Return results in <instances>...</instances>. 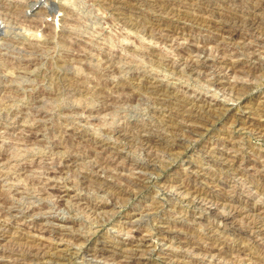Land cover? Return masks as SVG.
I'll use <instances>...</instances> for the list:
<instances>
[{
  "label": "rangeland",
  "instance_id": "rangeland-1",
  "mask_svg": "<svg viewBox=\"0 0 264 264\" xmlns=\"http://www.w3.org/2000/svg\"><path fill=\"white\" fill-rule=\"evenodd\" d=\"M263 37L264 0H0V264H264Z\"/></svg>",
  "mask_w": 264,
  "mask_h": 264
},
{
  "label": "bare ground",
  "instance_id": "bare-ground-1",
  "mask_svg": "<svg viewBox=\"0 0 264 264\" xmlns=\"http://www.w3.org/2000/svg\"><path fill=\"white\" fill-rule=\"evenodd\" d=\"M234 1V0H233ZM246 1V0H245ZM248 1V0H247ZM47 2V1H46ZM189 2V1H188ZM238 2H240V1H238ZM258 2V1H257ZM241 3V2H240ZM118 4V3H117ZM127 4V3H126ZM132 4V3H131ZM178 4V3H177ZM258 4H260V3H258ZM20 5V4H19ZM46 5V4H45ZM125 5V4H124ZM256 5V4H255ZM134 6H135V4H134ZM256 6H258V5H256ZM215 7V6H214ZM194 8V7H193ZM256 8V7H255ZM45 9V8H44ZM206 9V8H205ZM172 10V9H171ZM124 11V10H123ZM145 11V10H144ZM204 11V10H203ZM220 11V10H219ZM226 11V10H225ZM247 11V10H246ZM245 11V12H246ZM255 13V12H254ZM47 14V13H46ZM129 14V13H128ZM212 14V13H211ZM24 15V14H23ZM234 15V14H233ZM260 15H262V14H260ZM224 16V15H223ZM249 16V15H248ZM253 16V15H252ZM121 17V16H120ZM126 17V16H125ZM139 17V16H138ZM142 17V16H141ZM168 17H169V15H168ZM230 17V16H229ZM250 17V16H249ZM258 17V16H257ZM216 18H218V17H216ZM222 18V17H221ZM226 18V17H225ZM224 18V19H225ZM235 18V17H234ZM237 18V17H236ZM260 18V17H259ZM148 19H149V17H148ZM245 19H248L247 17L245 18ZM218 20V19H217ZM230 20V19H229ZM228 20V21H229ZM234 20V19H233ZM237 19H235V21H236ZM259 20V19H258ZM194 21V20H193ZM247 21V20H246ZM221 22V21H220ZM260 22V21H259ZM262 22V21H261ZM125 23V22H124ZM198 23V22H197ZM206 23V22H205ZM222 23H224V21L222 22ZM225 23H227V22H225ZM229 23V22H228ZM231 23V22H230ZM242 23H243V21H242ZM241 23V24H242ZM247 23V22H246ZM202 24V23H201ZM231 24H234V23H231ZM238 24H239V22H238ZM144 25V24H143ZM262 25V24H261ZM47 26V25H46ZM213 26V25H212ZM225 26V25H224ZM153 27V26H152ZM151 27V28H152ZM164 27V26H163ZM204 27V26H203ZM151 28H150V30H151ZM241 28V27H240ZM163 29V28H162ZM160 30V29H159ZM149 31V30H148ZM243 31V30H242ZM153 32V31H152ZM246 32V31H245ZM252 33V32H251ZM232 34V33H231ZM192 38V37H191ZM261 38V37H260ZM259 38V39H260ZM264 38V37H263ZM219 39V38H218ZM46 40V39H45ZM221 40V39H220ZM171 41H172V39H171ZM251 42V41H250ZM255 42V41H254ZM253 43V42H252ZM31 45V44H30ZM199 45V44H198ZM202 45V44H201ZM179 46V45H178ZM205 46V45H204ZM32 47V46H31ZM242 47V46H241ZM208 49V48H207ZM185 50V49H184ZM228 50V49H227ZM243 50V49H242ZM156 52V51H155ZM222 52V51H221ZM242 52V51H241ZM154 53V52H153ZM195 53V52H194ZM244 53V52H243ZM256 53V52H255ZM155 54V53H154ZM196 54V53H195ZM245 54V53H244ZM248 54V53H247ZM164 55V54H163ZM213 55V54H212ZM235 55V54H234ZM240 55V54H239ZM238 55V56H239ZM250 55V54H249ZM248 55V56H249ZM166 56V55H165ZM160 57H162V56H160ZM170 57V56H169ZM159 58V57H158ZM162 58H164V57H162ZM167 58V57H166ZM213 58V57H212ZM255 58V57H254ZM234 59V58H233ZM161 60V59H160ZM217 60H219V59H217ZM254 60V59H253ZM216 61V60H215ZM251 61V60H250ZM254 62V61H253ZM211 63V62H210ZM230 63V62H229ZM192 64V63H191ZM203 64H204V60H203ZM225 64V63H224ZM237 64V63H236ZM171 65H172V63H171ZM201 65H202V63H201ZM233 65H235L234 63H233ZM24 66V65H23ZM230 66H231V64H230ZM192 67V66H191ZM217 67V66H216ZM228 68V67H227ZM235 68V67H234ZM173 69V68H172ZM179 69V68H178ZM215 69V68H214ZM241 69V68H240ZM175 71V70H174ZM201 71V70H200ZM170 72H172V71H170ZM203 72V71H202ZM209 72V71H208ZM217 72V71H216ZM220 74V73H219ZM189 76V75H188ZM214 76V75H213ZM215 78V77H214ZM213 78V79H214ZM222 79V78H221ZM137 80V79H136ZM206 80V79H205ZM209 80V79H208ZM216 80H217V76H216ZM149 81V80H148ZM210 81V80H209ZM227 81V80H226ZM218 82V81H217ZM239 82V81H238ZM151 84V83H150ZM147 85V84H146ZM213 85V84H212ZM212 85H210V86H212ZM234 85V84H233ZM242 85V84H241ZM141 87V86H140ZM155 87V86H154ZM245 87V86H244ZM228 88V87H227ZM158 89V88H157ZM220 89V88H219ZM154 90V89H153ZM243 90V89H242ZM245 90V89H244ZM141 91V90H140ZM155 91H157V90H155ZM171 91V90H170ZM166 92V91H165ZM230 92V91H229ZM242 93H243V91H242ZM165 94V93H164ZM237 94V93H236ZM241 94V93H240ZM171 95V94H170ZM232 96H234V94L232 95ZM243 96V95H242ZM149 99V98H148ZM153 99V98H152ZM183 99H184V97H183ZM154 101V100H153ZM191 102V101H190ZM189 103V102H188ZM202 104V103H201ZM217 104V103H216ZM198 105V104H197ZM158 106V105H157ZM165 106V105H164ZM194 106V105H193ZM199 106V105H198ZM166 107V106H165ZM181 107V106H180ZM188 107V106H187ZM192 107V106H191ZM203 107V106H202ZM217 107V106H216ZM260 107V106H259ZM149 108V107H148ZM169 108V107H168ZM210 108V107H209ZM220 108V107H219ZM223 108V107H222ZM225 108V107H224ZM162 109V108H161ZM202 109V108H201ZM188 110H189V108H188ZM191 110V109H190ZM206 110V109H205ZM215 110V109H214ZM210 111V110H209ZM225 111V110H224ZM224 111H222V112H224ZM207 112V111H206ZM183 113V112H182ZM191 113V112H190ZM194 113H196V111L194 112ZM216 113V112H215ZM214 113V114H215ZM40 115V114H39ZM191 115H192V113H191ZM200 115V114H199ZM221 115V114H220ZM264 115V114H263ZM187 116V115H186ZM184 117V116H183ZM192 117V116H191ZM198 117V116H197ZM196 117V118H197ZM202 117V116H201ZM206 117V116H205ZM204 117V118H205ZM187 118V117H186ZM199 119H200V117H198ZM203 118V117H202ZM203 118V119H204ZM260 118V117H259ZM159 119V118H158ZM210 119V118H209ZM184 120V119H183ZM189 120V119H188ZM155 121V120H154ZM175 121V120H174ZM159 122V121H158ZM189 122V121H188ZM190 122H192L191 120H190ZM195 122V121H194ZM193 122V123H194ZM154 123V122H153ZM140 124V123H139ZM152 124V123H151ZM158 124V123H157ZM186 124V123H185ZM191 124V123H190ZM197 124V123H196ZM195 124V125H196ZM200 124V123H199ZM198 124V125H199ZM213 124V123H212ZM154 126V125H153ZM178 126V125H177ZM200 126V125H199ZM256 126V125H255ZM190 127V126H189ZM193 127V126H192ZM244 127V126H243ZM250 127V126H249ZM139 128V127H138ZM155 128V127H154ZM254 128V127H253ZM134 129H135V127H134ZM144 129V128H143ZM177 129V128H176ZM180 129V128H179ZM133 130V129H132ZM140 130V129H139ZM190 130V129H189ZM192 130H194V128L192 129ZM235 130H236V128H235ZM138 131V130H137ZM171 131V130H170ZM176 131V130H175ZM198 131V130H197ZM125 132V131H124ZM153 132V131H152ZM178 132V131H177ZM192 132V131H191ZM195 132V131H194ZM127 133V132H126ZM129 133V132H128ZM133 133V132H132ZM136 133V132H135ZM149 133V132H148ZM121 134V133H120ZM142 134V133H141ZM153 134V133H152ZM85 135V134H84ZM143 135V134H142ZM144 135H145V133H144ZM158 135V134H157ZM172 135V134H171ZM134 136V135H133ZM173 136V135H172ZM182 136V135H181ZM132 137V136H131ZM159 137V136H158ZM188 137V136H187ZM181 138V137H180ZM139 139V138H138ZM184 139V138H183ZM186 139V138H185ZM188 139V138H187ZM147 140V139H146ZM189 140V139H188ZM71 141V140H70ZM121 141V140H120ZM145 142V141H144ZM171 142V141H170ZM100 144V143H99ZM149 144V143H148ZM246 145V144H245ZM110 146V145H109ZM139 146V145H138ZM158 146V145H157ZM241 146V145H240ZM244 148V147H243ZM81 149V148H80ZM119 149V148H118ZM145 149V148H144ZM150 149V148H149ZM75 150V149H74ZM155 150V149H154ZM206 150V149H205ZM208 151H209V149H208ZM239 151V150H238ZM68 152V151H67ZM74 152V151H73ZM76 152H78V151H76ZM79 152H80V150H79ZM156 152V151H155ZM163 152H164V150H163ZM168 152V151H167ZM207 152V151H206ZM211 152V151H210ZM253 152V151H252ZM216 153V152H215ZM215 153H213V154H215ZM254 153V152H253ZM150 154V153H149ZM168 154V153H167ZM155 155V154H154ZM172 155V154H171ZM87 156V155H86ZM96 156V155H95ZM167 156V155H166ZM81 157V156H80ZM237 157V156H236ZM99 158V157H98ZM113 158H115V157H113ZM171 158V157H170ZM222 158V157H221ZM243 158V157H242ZM91 159V158H90ZM94 159V158H93ZM246 159V158H245ZM257 159V158H256ZM263 159V158H262ZM92 160V159H91ZM87 161H88V159H87ZM168 161V160H167ZM91 162V161H90ZM89 162V163H90ZM166 162V161H165ZM208 162V161H207ZM241 162V161H240ZM77 163H78V161H77ZM86 163V162H85ZM92 163V162H91ZM98 163V162H97ZM93 164V163H92ZM96 164V163H95ZM109 164V163H108ZM140 164V163H139ZM150 164V163H149ZM88 165V164H87ZM107 165V164H106ZM122 165V164H121ZM124 165V164H123ZM239 165H240V163H239ZM242 166V165H241ZM111 167V166H110ZM109 167V168H110ZM152 167V166H151ZM213 167V166H212ZM231 167V166H230ZM113 168V167H112ZM158 168V167H157ZM218 168V167H217ZM103 169V168H102ZM105 169V168H104ZM107 169V168H106ZM161 169V168H160ZM196 169V168H195ZM223 169H225V168H223ZM52 170V169H51ZM51 170H50V172H51ZM136 170V169H135ZM231 170V169H230ZM54 172H55V170H54ZM83 172H84V170H83ZM87 172H88V170H87ZM115 172H116V170H115ZM234 172H235V170H234ZM85 173H86V170H85ZM92 173V172H91ZM136 173V172H135ZM143 173V172H142ZM146 173V172H145ZM247 174V173H246ZM83 175V174H82ZM92 175V174H91ZM97 175V174H96ZM147 175V174H146ZM235 175V174H234ZM116 176V175H115ZM119 177V176H118ZM148 178V177H147ZM90 179V178H89ZM229 179V178H228ZM227 179V180H228ZM91 180V179H90ZM252 180V179H251ZM95 181V180H94ZM134 182V181H133ZM102 183V182H101ZM202 183V182H201ZM206 183V182H205ZM97 184V183H96ZM96 184H94V185H96ZM99 185V184H98ZM118 185V184H117ZM214 185V184H213ZM102 186V185H101ZM135 186V185H134ZM174 186V185H173ZM220 186V185H219ZM54 187V186H53ZM145 187V186H144ZM176 187V186H175ZM183 187V186H182ZM218 187V186H217ZM259 188V187H258ZM54 189V188H53ZM113 189V188H112ZM60 190V189H59ZM106 190V189H105ZM133 190V189H132ZM202 191V190H201ZM187 192H188V190H187ZM135 193V192H134ZM186 193V192H185ZM190 193V192H189ZM197 193V192H196ZM213 193V192H212ZM188 195V194H187ZM194 195V194H193ZM224 196V195H223ZM125 197V196H124ZM194 197V196H193ZM201 197V196H200ZM129 198V197H128ZM174 198V197H173ZM177 198V197H176ZM179 198V197H178ZM184 199V198H183ZM188 200V199H187ZM202 200V199H201ZM208 200V199H207ZM212 200V199H211ZM190 201V200H189ZM203 201V200H202ZM5 202V201H4ZM191 202V201H190ZM88 203V202H87ZM202 205V204H201ZM155 206V205H154ZM239 207V206H238ZM230 211V210H229ZM1 213V212H0ZM250 214V213H249ZM212 215V214H211ZM227 215V214H226ZM227 217H230V215L229 216H227ZM5 218V217H4ZM222 218V217H221ZM224 218V217H223ZM258 218V217H257ZM226 219V218H225ZM224 219V220H225ZM259 219V218H258ZM108 220V219H107ZM227 220V219H226ZM253 220V219H252ZM5 222V221H4ZM223 222V221H222ZM240 222V221H239ZM256 222V221H255ZM3 223V222H2ZM244 223V222H243ZM251 223V222H250ZM170 224V223H169ZM232 224V223H231ZM26 225V224H25ZM168 225V224H167ZM233 225V224H232ZM250 225H253V223H251ZM262 225V224H261ZM164 226V225H163ZM242 226V225H241ZM61 227V226H60ZM247 227H249V226H247ZM264 227V226H263ZM0 229H2V228H0ZM241 229V228H240ZM50 230V229H49ZM166 230V229H165ZM181 230V229H180ZM163 231V230H162ZM168 231V230H167ZM170 231V230H169ZM244 231V230H243ZM14 232V231H13ZM96 232V231H95ZM59 233V232H58ZM258 233V232H257ZM4 234V233H3ZM49 235V234H48ZM189 235V234H188ZM255 235V234H254ZM33 236V235H32ZM43 236V235H42ZM240 236V235H239ZM44 237V236H43ZM191 237V236H190ZM11 238V237H10ZM49 238V237H48ZM48 238H46V239H48ZM67 240V239H66ZM141 240H143V239H141ZM244 240V239H243ZM246 240V239H245ZM64 241V240H63ZM83 241V240H82ZM255 241V240H254ZM84 242V241H83ZM257 242V241H256ZM10 243V242H9ZM23 243V242H22ZM25 243V242H24ZM244 243V242H243ZM247 243V242H246ZM60 244V243H59ZM200 244V243H199ZM68 245V244H67ZM255 245V244H254ZM9 246V245H8ZM12 246V245H11ZM132 246V245H131ZM250 246V245H249ZM262 246V245H261ZM3 247V246H2ZM2 247H0V248H2ZM56 247V246H55ZM117 248V247H116ZM131 248V247H130ZM30 249V248H29ZM28 249V250H29ZM129 249V248H128ZM152 249V248H151ZM6 250V249H5ZM58 250V249H57ZM62 250V249H61ZM60 250V251H61ZM126 250V249H125ZM264 250V249H263ZM13 251V250H12ZM22 251V250H21ZM87 251V250H86ZM128 251H131V250H128ZM135 251H136V249H135ZM40 252V251H39ZM50 252V251H49ZM73 252V251H72ZM134 252V251H133ZM148 252V251H147ZM147 252H146V254H147ZM150 252V251H149ZM251 252V251H250ZM10 253H11V251H10ZM51 253V252H50ZM74 253V252H73ZM247 253V252H246ZM16 254H18V253H16ZM24 254V253H23ZM43 255L44 257L46 256V254L47 253H43V252H40V254H38V255ZM52 254V253H51ZM53 254H54V252H53ZM58 254V253H57ZM79 254V253H78ZM87 254H89V253H87ZM93 254V253H92ZM74 255V254H73ZM133 255V254H132ZM144 255V254H143ZM43 256H41L42 258H43ZM60 256V255H59ZM130 256H131V254H130ZM129 256V257H130ZM139 256V255H138ZM19 257V256H18ZM27 257V256H26ZM36 257V256H35ZM53 257V256H52ZM71 257V256H70ZM128 257V256H127ZM128 257V258H129ZM7 258V257H6ZM29 258V257H28ZM68 258V257H67ZM135 258V257H134ZM2 259V258H1ZM25 259V258H24ZM130 259H131V257H130ZM165 259V258H164ZM11 260V259H10ZM21 260H22V258H21ZM26 260V259H25ZM34 260V259H33ZM132 260V259H131ZM208 260V259H207ZM126 261V260H125ZM213 261V260H212ZM24 262L25 261H23V262H19L18 260H16V261H14V262H12L13 264H24ZM49 262V261H48ZM174 262V261H173ZM172 262V263H173ZM34 263V262H33ZM51 263V262H50ZM65 263V262H64ZM178 264V263H177ZM210 264V263H209Z\"/></svg>",
  "mask_w": 264,
  "mask_h": 264
}]
</instances>
